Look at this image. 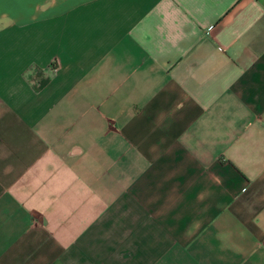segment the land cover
<instances>
[{"label":"crops","instance_id":"crops-1","mask_svg":"<svg viewBox=\"0 0 264 264\" xmlns=\"http://www.w3.org/2000/svg\"><path fill=\"white\" fill-rule=\"evenodd\" d=\"M0 264H264V0H0Z\"/></svg>","mask_w":264,"mask_h":264}]
</instances>
